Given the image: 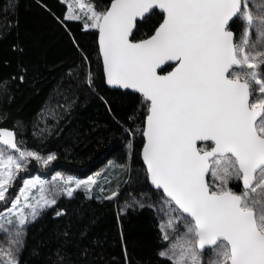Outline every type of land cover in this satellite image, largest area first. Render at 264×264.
I'll return each instance as SVG.
<instances>
[{"label": "snow or ice", "instance_id": "obj_1", "mask_svg": "<svg viewBox=\"0 0 264 264\" xmlns=\"http://www.w3.org/2000/svg\"><path fill=\"white\" fill-rule=\"evenodd\" d=\"M7 2L5 10L15 15L18 0ZM157 7L163 10L158 26L136 38ZM100 8L89 4L83 17L66 16L98 30L107 84L143 96L125 133L130 143L139 133L144 137L151 191L132 195L121 210L148 207L163 217V239H176L158 255L172 264H264V7L254 0H111ZM168 62L175 67L165 72ZM85 88H98L91 70L63 89L62 107L78 98L73 89ZM0 90V100L10 102L7 80ZM47 115L55 118L54 110ZM32 158L47 166L57 156L30 150L16 130L0 128V264H23L28 229L57 204V195L91 192L97 183L93 175L33 176ZM209 247L212 256L205 260ZM60 251L54 254L62 261Z\"/></svg>", "mask_w": 264, "mask_h": 264}, {"label": "trees", "instance_id": "obj_2", "mask_svg": "<svg viewBox=\"0 0 264 264\" xmlns=\"http://www.w3.org/2000/svg\"><path fill=\"white\" fill-rule=\"evenodd\" d=\"M89 1L97 10L111 2ZM18 4L14 15L5 10L10 9L7 0H0V82L8 81L12 95L10 102L0 100V114H6L0 128L16 130L18 139L41 155L55 153L57 159L50 164L53 171L85 177L119 168V176L108 178L103 192L78 189L73 197L60 196L28 229L23 264H172L158 255L170 243L163 239V217L148 207L121 210L132 195L139 198L140 193L151 191L141 158L143 135L139 133L130 143L132 137L125 133V127H133L127 117L139 110L142 96L106 85L97 30H85L82 20L67 19L65 2L18 0ZM161 20L162 13L156 11L135 37L151 34ZM89 70L96 76L97 90L73 89L78 98L70 108L62 107L67 105L63 89L86 78ZM51 110L55 118L47 115ZM139 125L137 120V131ZM36 169L32 163L30 170ZM230 186L239 190L235 181ZM117 188L118 196L108 199ZM61 209L66 214L57 216ZM57 249L62 261L54 254Z\"/></svg>", "mask_w": 264, "mask_h": 264}, {"label": "rangeland", "instance_id": "obj_3", "mask_svg": "<svg viewBox=\"0 0 264 264\" xmlns=\"http://www.w3.org/2000/svg\"><path fill=\"white\" fill-rule=\"evenodd\" d=\"M63 2H65L66 3V5H67V12H66V14H67V16H72V15H75V14H79V15H81L82 17L84 16V14H85V12L87 11V5H89V4H92L89 0H62ZM85 3V5H86V7H85V9H83V10H81L80 9V4L81 3ZM254 2L256 3V4H258L260 7H264V0H254ZM67 16H66V18H67ZM86 18V17H85ZM67 19H69V18H67ZM74 19V18H73ZM82 21H83V19H82ZM84 22V21H83ZM204 146V145H203ZM44 156H47V155H44ZM32 163L34 164V165H36V170L35 171H31L30 172V174L31 175H42L43 176V178L44 179H46V180H49V181H51V178L57 173V172H60L63 176H65V178L68 176V175H72V176H75V177H77V178H79V179H86L87 178V176H85V177H80V176H77V175H75V174H73V173H71V172H68V171H64V170H57V171H53V169H51L50 168V164H51V162H50V164L49 165H47V166H45V165H43L41 162H39V161H36L35 160V158H32L31 159V161H30V164H29V168L31 169V165H32ZM110 164V163H109ZM110 170V172H107V170ZM108 169H102V170H99V171H97V172H95V173H93V174H90V175H93L95 178H96V180H97V183H96V185H94L93 186V189L91 190V192L93 191V192H103L104 191V187H105V185H104V183L107 181V179L109 178H112L113 176L115 177V178H117L118 176H119V171H118V169L119 168H117V167H109ZM22 176H23V173L21 174ZM89 176V175H88ZM209 179H211V177L209 178ZM114 179H112V181H113ZM21 184H22V181L21 180H18V184H17V186H16V190H15V192H18V190H19V187L21 186ZM70 186H72V187H74V185H70ZM81 189H83V188H81ZM11 190V189H10ZM15 192L13 193V195H15ZM89 192V191H88ZM91 192H89V193H91ZM60 196H62V195H57V199L60 197ZM64 196H66V194L64 195ZM0 209H2V205H0ZM180 231H183V229L181 228L180 229ZM4 239V235L3 234H0V240H3ZM175 239H176V237L175 236H173L171 239H170V243H169V245L166 247V248H168L169 246H170V244L171 243H174L175 242ZM165 248V249H166ZM212 252H213V250L211 249L210 250V253L208 254V255H205L204 256V259L205 260H207V259H209L211 256H212Z\"/></svg>", "mask_w": 264, "mask_h": 264}, {"label": "water", "instance_id": "obj_4", "mask_svg": "<svg viewBox=\"0 0 264 264\" xmlns=\"http://www.w3.org/2000/svg\"><path fill=\"white\" fill-rule=\"evenodd\" d=\"M108 6L110 7V4H109ZM156 11H159L160 13L163 14V10L159 9L158 7L156 8ZM97 41H98V48H99V32H98V30H97ZM100 57H101L102 65H103L102 54H100ZM168 64H169L170 66H173V65H174V67H175V62H168ZM161 67H164V66L162 65ZM166 68H167V67H166ZM166 68H165V69H166ZM158 71H159V69H158ZM170 71H171V70H170ZM165 72H166V71H165ZM161 74H163V73H161ZM104 76H105V82H106V75L104 74ZM106 85H107L110 89H117V88H114V87L111 86V85H108L107 82H106ZM118 90L130 91V92H133V93H136V94L142 96V94H140V93L138 92V90H135V89H123V88H118ZM142 98H143V96H142ZM143 138H144V137H143ZM201 144H203V143H201ZM201 144H200V145H201ZM141 158H142V161H143V146H142V149H141ZM143 163H144L145 168H146L147 166H146V164H145L144 161H143ZM149 183L151 184L150 180H149ZM152 187H154V186H152ZM209 249H211V248H210V247L207 248L206 251L209 250Z\"/></svg>", "mask_w": 264, "mask_h": 264}, {"label": "bare ground", "instance_id": "obj_5", "mask_svg": "<svg viewBox=\"0 0 264 264\" xmlns=\"http://www.w3.org/2000/svg\"><path fill=\"white\" fill-rule=\"evenodd\" d=\"M150 184V183H149Z\"/></svg>", "mask_w": 264, "mask_h": 264}, {"label": "flooded vegetation", "instance_id": "obj_6", "mask_svg": "<svg viewBox=\"0 0 264 264\" xmlns=\"http://www.w3.org/2000/svg\"><path fill=\"white\" fill-rule=\"evenodd\" d=\"M203 146V145H202Z\"/></svg>", "mask_w": 264, "mask_h": 264}]
</instances>
